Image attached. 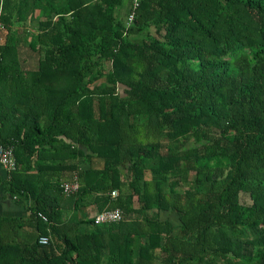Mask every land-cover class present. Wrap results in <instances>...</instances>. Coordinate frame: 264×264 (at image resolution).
Returning <instances> with one entry per match:
<instances>
[{
	"label": "trees",
	"instance_id": "trees-1",
	"mask_svg": "<svg viewBox=\"0 0 264 264\" xmlns=\"http://www.w3.org/2000/svg\"><path fill=\"white\" fill-rule=\"evenodd\" d=\"M128 13L0 0L3 185L29 212L0 216V264H264V0Z\"/></svg>",
	"mask_w": 264,
	"mask_h": 264
},
{
	"label": "built area",
	"instance_id": "built-area-1",
	"mask_svg": "<svg viewBox=\"0 0 264 264\" xmlns=\"http://www.w3.org/2000/svg\"><path fill=\"white\" fill-rule=\"evenodd\" d=\"M142 0H127L128 2V10L129 13L127 15V23H130L136 13L137 8L139 7V4ZM0 166L4 169L6 172V177L10 175L11 172L15 171L17 168L15 156L13 153L12 148L5 147L2 144H0ZM63 189V193L67 196L75 193L79 189V184L77 180V175L74 174L72 180L69 182H64L61 185ZM111 197L114 198L117 195L116 191L111 192ZM15 199V197H13ZM44 220H46V217L43 215H40ZM95 224H107V223H113V222H120L124 219L123 211L120 209H113V210H104L100 213H96L92 216ZM50 242V238L48 236H41L39 237V243L41 244H48Z\"/></svg>",
	"mask_w": 264,
	"mask_h": 264
},
{
	"label": "crops",
	"instance_id": "crops-1",
	"mask_svg": "<svg viewBox=\"0 0 264 264\" xmlns=\"http://www.w3.org/2000/svg\"><path fill=\"white\" fill-rule=\"evenodd\" d=\"M96 166H100L98 163L95 164ZM81 168H87L88 165L85 162H81ZM6 178V172L0 166V216L1 217H8V218H15V217H23L26 216L29 212L26 209L25 205L20 204L16 200L12 198L10 194H8L4 188L3 181ZM89 208L79 207L78 210L75 212L67 211L65 216L71 217L73 213L76 214L78 219H81L84 215H87L89 212L90 217L93 216V209L89 211Z\"/></svg>",
	"mask_w": 264,
	"mask_h": 264
},
{
	"label": "rangeland",
	"instance_id": "rangeland-1",
	"mask_svg": "<svg viewBox=\"0 0 264 264\" xmlns=\"http://www.w3.org/2000/svg\"><path fill=\"white\" fill-rule=\"evenodd\" d=\"M151 33L155 35V32L153 29L151 30ZM5 35H6V30L3 29L2 27H0V44H2L4 42ZM21 50L25 51V48H23ZM165 216L173 223V225H175V226L177 225L178 219L174 213L170 212V213L165 214L164 217Z\"/></svg>",
	"mask_w": 264,
	"mask_h": 264
}]
</instances>
